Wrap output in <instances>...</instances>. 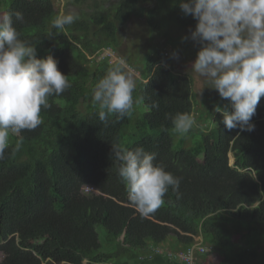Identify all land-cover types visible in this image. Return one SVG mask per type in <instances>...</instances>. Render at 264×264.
<instances>
[{
	"label": "trees",
	"instance_id": "trees-1",
	"mask_svg": "<svg viewBox=\"0 0 264 264\" xmlns=\"http://www.w3.org/2000/svg\"><path fill=\"white\" fill-rule=\"evenodd\" d=\"M17 11L25 18L14 19L20 39L35 45L37 58L53 56L71 87L49 97L42 124L19 134V151L10 133L0 159V264H185L177 254L190 248L193 264H264V97L252 131L225 128L218 107L228 101L219 94L203 117L211 126L174 130L169 117L192 114L194 99L193 76L176 72L168 50L190 44L164 30L195 26L178 0H96L55 36L54 0H0V16ZM132 18L150 37L165 31L168 43L153 38L135 45L137 53L132 45L120 52L123 32L132 40ZM119 61L135 77L134 111L105 125L92 90ZM112 146H142L180 178L155 213L143 217L128 200Z\"/></svg>",
	"mask_w": 264,
	"mask_h": 264
},
{
	"label": "clouds",
	"instance_id": "clouds-1",
	"mask_svg": "<svg viewBox=\"0 0 264 264\" xmlns=\"http://www.w3.org/2000/svg\"><path fill=\"white\" fill-rule=\"evenodd\" d=\"M178 3L182 13L196 21L188 36L182 37L199 45L189 71L206 78L221 99L228 101L218 107L226 129L254 130L252 117L264 97V0ZM78 18L74 12L58 15L51 21L48 36H55ZM14 19L22 24L25 18L18 11L0 16V159L5 158L10 133L18 137L14 151H19L23 142L19 134L35 131L42 124L40 113L42 108L51 107L49 97L59 96L71 87L53 56L37 58L35 45L20 39ZM109 54L118 55L114 51ZM172 58H178V53L173 52ZM135 88L123 61L114 64L92 90L99 120L107 125L109 117L119 121L130 116ZM158 107L152 104V108ZM169 118L174 130L182 135L196 123L195 117L186 112ZM112 158L118 162L117 174L126 185L128 200L143 217L156 212L169 188H179L180 178L154 163L156 154L142 146H112Z\"/></svg>",
	"mask_w": 264,
	"mask_h": 264
},
{
	"label": "rangeland",
	"instance_id": "rangeland-1",
	"mask_svg": "<svg viewBox=\"0 0 264 264\" xmlns=\"http://www.w3.org/2000/svg\"><path fill=\"white\" fill-rule=\"evenodd\" d=\"M77 0H54L55 6L59 9L60 14H63L66 11L69 12H80L82 10L90 9L91 6L94 4L96 0H80V2H76ZM105 2L109 4H114L117 0H98ZM129 27H132V40L129 37L131 34L128 33V30L123 32L124 37L121 42L120 52L126 51L127 49L131 48L129 47L132 45V50L137 53L139 51L138 48H135V45L140 44V46L145 45L148 40H152L154 37H150L151 33L149 32L148 27L146 26L145 22L141 21L140 19L132 18V22H130ZM128 27V28H129ZM164 30H170V34L173 35L175 32L177 35L181 36H188L190 30L188 29H180L179 31L171 30V28H165ZM165 31L162 32L161 38H154L155 41H159L161 39L164 43H168V38L165 36ZM190 46H182V50L178 53V58L174 59L175 63V69L176 72L180 73H188L191 74L194 78V84H193V92H194V99H193V110L192 115L195 117L196 122H203L202 124H206L205 126H211L210 123L207 121L204 123L203 117L209 116V113L213 112L215 109L214 107H211L209 103L211 102L212 98L218 95V92L211 88V84L206 81V78L199 77L197 74L189 71L191 62L194 60L196 56V52L199 48L198 44H194L190 39H187ZM179 42H177L179 46ZM153 42L150 41L148 46L152 44ZM159 43V42H158ZM182 44L184 42L182 41ZM173 46L170 45L168 50L173 53ZM119 52V53H120ZM123 56L121 53L119 54ZM132 78L135 81V77L132 76ZM205 115V116H204ZM201 124H198L200 126ZM230 161L232 163L233 161V155L230 154ZM91 189V188H86ZM92 190V189H91ZM90 190V191H91ZM2 257V254L0 253V259Z\"/></svg>",
	"mask_w": 264,
	"mask_h": 264
},
{
	"label": "built area",
	"instance_id": "built-area-1",
	"mask_svg": "<svg viewBox=\"0 0 264 264\" xmlns=\"http://www.w3.org/2000/svg\"><path fill=\"white\" fill-rule=\"evenodd\" d=\"M199 250L203 251L204 248H198ZM196 250V249H195ZM193 254L194 250L187 249L185 252H180L177 254L178 258L184 262L185 264H193Z\"/></svg>",
	"mask_w": 264,
	"mask_h": 264
},
{
	"label": "bare ground",
	"instance_id": "bare-ground-1",
	"mask_svg": "<svg viewBox=\"0 0 264 264\" xmlns=\"http://www.w3.org/2000/svg\"><path fill=\"white\" fill-rule=\"evenodd\" d=\"M202 244V243H201ZM201 244L199 246H201ZM197 245V244H196ZM163 247V246H162ZM190 247V246H189ZM160 248V247H159ZM191 249V248H190ZM164 250V249H163ZM187 250V249H186ZM207 250V249H206ZM161 251V250H160ZM197 251V250H196ZM199 251V250H198ZM184 252V251H183ZM149 256V254H148ZM181 261V260H180ZM194 261V260H193Z\"/></svg>",
	"mask_w": 264,
	"mask_h": 264
}]
</instances>
